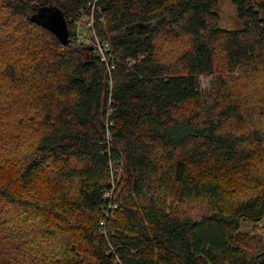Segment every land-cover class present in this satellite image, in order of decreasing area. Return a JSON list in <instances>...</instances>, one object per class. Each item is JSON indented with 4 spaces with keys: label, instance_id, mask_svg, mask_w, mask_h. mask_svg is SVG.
I'll return each mask as SVG.
<instances>
[{
    "label": "trees",
    "instance_id": "trees-1",
    "mask_svg": "<svg viewBox=\"0 0 264 264\" xmlns=\"http://www.w3.org/2000/svg\"><path fill=\"white\" fill-rule=\"evenodd\" d=\"M220 1L97 0L110 89L92 0H0V264H264V0Z\"/></svg>",
    "mask_w": 264,
    "mask_h": 264
},
{
    "label": "built area",
    "instance_id": "built-area-1",
    "mask_svg": "<svg viewBox=\"0 0 264 264\" xmlns=\"http://www.w3.org/2000/svg\"><path fill=\"white\" fill-rule=\"evenodd\" d=\"M97 0H92L91 3H88L89 9H81L80 16L75 22V30L73 33V38L76 43H81L85 46H88L90 49H92L93 53H95L98 56V59L101 63H103L106 67V73H107V81L109 83V87L111 89L113 85V72L116 70V62L117 59L114 57L111 51V46L109 41L102 40L98 34L95 32L93 26H94V10L95 4ZM89 11V15L87 13ZM82 30H85L84 33L81 32ZM108 115H106L105 118V130H106V141L107 143L111 144V138H110V126L111 124L108 122ZM112 165H109V168L112 169ZM109 173V187L104 192L102 201H104L108 206L105 207V215L107 217V212L112 208L110 205H112L113 201V195L115 192V184L116 180L113 177V172L110 170Z\"/></svg>",
    "mask_w": 264,
    "mask_h": 264
},
{
    "label": "rangeland",
    "instance_id": "rangeland-1",
    "mask_svg": "<svg viewBox=\"0 0 264 264\" xmlns=\"http://www.w3.org/2000/svg\"><path fill=\"white\" fill-rule=\"evenodd\" d=\"M217 11L220 16L219 26L222 29L231 30V29H240L242 27L240 21L237 18L236 9L230 0H221L217 6ZM84 31L85 30L81 29L82 33H84ZM211 86H212V81L209 78L200 79V89L203 93V98L205 101H207L208 99V93L211 89ZM109 169L113 170L111 168ZM242 230L247 232L250 231L248 226H243Z\"/></svg>",
    "mask_w": 264,
    "mask_h": 264
},
{
    "label": "water",
    "instance_id": "water-1",
    "mask_svg": "<svg viewBox=\"0 0 264 264\" xmlns=\"http://www.w3.org/2000/svg\"><path fill=\"white\" fill-rule=\"evenodd\" d=\"M33 21L54 34L63 46L68 43L67 23L61 10L56 8L48 12L38 10Z\"/></svg>",
    "mask_w": 264,
    "mask_h": 264
}]
</instances>
